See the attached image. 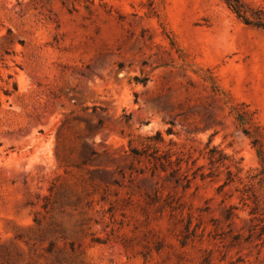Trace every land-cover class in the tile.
Masks as SVG:
<instances>
[{
  "label": "rangeland",
  "instance_id": "1",
  "mask_svg": "<svg viewBox=\"0 0 264 264\" xmlns=\"http://www.w3.org/2000/svg\"><path fill=\"white\" fill-rule=\"evenodd\" d=\"M257 21L264 0H0V264H264Z\"/></svg>",
  "mask_w": 264,
  "mask_h": 264
},
{
  "label": "trees",
  "instance_id": "2",
  "mask_svg": "<svg viewBox=\"0 0 264 264\" xmlns=\"http://www.w3.org/2000/svg\"><path fill=\"white\" fill-rule=\"evenodd\" d=\"M245 21H246L247 23H250V24L253 23L252 20H248V19H246ZM254 23H256L258 26H263V27H264V22L257 21V22H254Z\"/></svg>",
  "mask_w": 264,
  "mask_h": 264
}]
</instances>
